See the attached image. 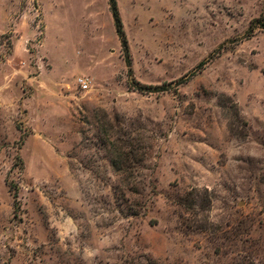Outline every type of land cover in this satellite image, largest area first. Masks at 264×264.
<instances>
[{
    "label": "rangeland",
    "instance_id": "rangeland-1",
    "mask_svg": "<svg viewBox=\"0 0 264 264\" xmlns=\"http://www.w3.org/2000/svg\"><path fill=\"white\" fill-rule=\"evenodd\" d=\"M116 1L131 67L110 0H0V264H264V0Z\"/></svg>",
    "mask_w": 264,
    "mask_h": 264
},
{
    "label": "trees",
    "instance_id": "trees-1",
    "mask_svg": "<svg viewBox=\"0 0 264 264\" xmlns=\"http://www.w3.org/2000/svg\"><path fill=\"white\" fill-rule=\"evenodd\" d=\"M110 9L112 11V15H113V18H114V21H115V27H116L117 34H118L119 38L121 39L123 50L126 53L128 66L131 67L128 40H127L125 31H124L122 18L120 16L116 0H110ZM146 88L149 89V88H151V86H140L138 89L140 91H143ZM154 89H157V87H155ZM115 146H116L115 143L112 142V146L111 147L113 148ZM114 149H117V148L115 147ZM129 156H130L129 152H127L125 150L119 151L116 154V156L112 158V164L115 167V169H117L118 171H121V169L123 168L124 162L127 161V158ZM250 257L253 258V255L250 254ZM233 264H256V263L254 261H252V260L251 261H247V263H246V261L244 260V261H241V262H235Z\"/></svg>",
    "mask_w": 264,
    "mask_h": 264
},
{
    "label": "built area",
    "instance_id": "built-area-1",
    "mask_svg": "<svg viewBox=\"0 0 264 264\" xmlns=\"http://www.w3.org/2000/svg\"><path fill=\"white\" fill-rule=\"evenodd\" d=\"M79 84H80V86H81L83 89H88V87H89V82H88V80L83 79V78H80V79H79Z\"/></svg>",
    "mask_w": 264,
    "mask_h": 264
}]
</instances>
